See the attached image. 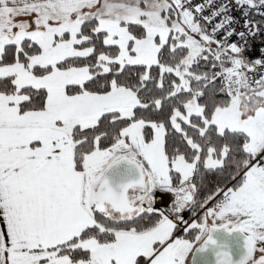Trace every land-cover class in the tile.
Masks as SVG:
<instances>
[{"label":"snow or ice","instance_id":"1","mask_svg":"<svg viewBox=\"0 0 264 264\" xmlns=\"http://www.w3.org/2000/svg\"><path fill=\"white\" fill-rule=\"evenodd\" d=\"M209 253L264 264V0H0V264Z\"/></svg>","mask_w":264,"mask_h":264},{"label":"water","instance_id":"2","mask_svg":"<svg viewBox=\"0 0 264 264\" xmlns=\"http://www.w3.org/2000/svg\"><path fill=\"white\" fill-rule=\"evenodd\" d=\"M229 243L231 244L233 259L238 260L240 255L243 251V237L241 234H232L231 236L227 237ZM208 264H212V260L214 259L211 253L208 254Z\"/></svg>","mask_w":264,"mask_h":264},{"label":"trees","instance_id":"3","mask_svg":"<svg viewBox=\"0 0 264 264\" xmlns=\"http://www.w3.org/2000/svg\"><path fill=\"white\" fill-rule=\"evenodd\" d=\"M209 180L210 181H216V178L215 177H209ZM228 186H231V185H228ZM211 189V185L209 186V190ZM201 196H203V191H202V193H201ZM210 205V204H209ZM202 211L203 210H200V209H197V213H198V215L197 216H195V219H198L199 218V215L200 214H202ZM188 217H189V215H188ZM179 234V233H178Z\"/></svg>","mask_w":264,"mask_h":264},{"label":"rangeland","instance_id":"4","mask_svg":"<svg viewBox=\"0 0 264 264\" xmlns=\"http://www.w3.org/2000/svg\"><path fill=\"white\" fill-rule=\"evenodd\" d=\"M209 207H211L212 205L210 204V205H208Z\"/></svg>","mask_w":264,"mask_h":264}]
</instances>
